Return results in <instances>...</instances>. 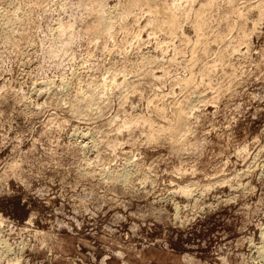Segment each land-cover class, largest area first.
I'll list each match as a JSON object with an SVG mask.
<instances>
[{
  "label": "rangeland",
  "instance_id": "374dc122",
  "mask_svg": "<svg viewBox=\"0 0 264 264\" xmlns=\"http://www.w3.org/2000/svg\"><path fill=\"white\" fill-rule=\"evenodd\" d=\"M129 1L0 0V264H264V0Z\"/></svg>",
  "mask_w": 264,
  "mask_h": 264
},
{
  "label": "bare ground",
  "instance_id": "6f19581e",
  "mask_svg": "<svg viewBox=\"0 0 264 264\" xmlns=\"http://www.w3.org/2000/svg\"><path fill=\"white\" fill-rule=\"evenodd\" d=\"M187 1H188V0H187ZM190 1H191V0H190ZM129 2H131L132 4L134 3L133 6H134V5H137L138 7H140L139 4H140V5H141V3H142V5H144V4H146V3L149 4L148 2H151V0H130ZM209 2H210V1H209ZM263 2H264V1H263ZM88 3H89V4H88V7H87V8H88L89 12L91 11V12H94V13H97V14H98V16L96 15V16H97V19H96V17H95V19H94V20L97 21V24L95 23V24L93 25L94 27H95V25H96V27L94 28V30H97L99 34L107 33V31L109 32V29L111 28L110 26L112 25V24H111V21H110V17H109V15H110L109 13H111V12L106 13V14H108V16H105V14H103V13H102L103 15H101V12H100V11H101V8H102V0H89ZM143 3H144V4H143ZM153 4H154L155 6H158V7L160 6V5H159L160 3L157 4V5H156V3H153ZM163 4H164V3H163ZM263 4H264V3H263ZM263 4H262V6H263ZM142 5H141V6H142ZM149 5H152V3L149 4ZM154 5H153V8H152V7H149V9H150V8L153 9V10H150V11H152V12H153V11L155 12V11H156V8H157V7L155 8ZM172 5L175 6V5H177V4H175V2H174ZM145 6H146V5H145ZM145 6H144V7H145ZM166 6H167V5H166ZM168 6H170V5H168ZM173 6H172V7H173ZM206 6H208V5H206ZM161 7H162V6H161ZM163 7L165 8V6H163ZM170 7H171V6H170ZM170 7H169V8H170ZM141 8L143 9V7H141ZM141 8H139V9H141ZM154 8H155V10H154ZM167 8H168V7H167ZM167 8H166V10H167ZM174 8L176 9L177 6H175ZM174 8H170V9H171V10H172V9L174 10ZM202 8H203V7H202ZM142 9H141V10H142ZM159 9H160V7H159ZM170 9H168V10H170ZM177 9H178V8H177ZM258 9L261 10V8H258ZM143 10H144V9H143ZM160 10H161V9H160ZM166 10H163L164 13L167 12ZM173 10H172V11H173ZM108 11H109V10H108ZM146 11H148V10H146ZM146 11H145V12H146ZM150 11H149V12H150ZM165 11H166V12H165ZM149 12H147V13H149ZM154 12H153V13H154ZM157 12H158V11H157ZM161 12H162V10L160 11V13H159V12H158V13L161 15ZM169 12H170V11H169ZM173 12H175V11H173ZM173 12H171V15H172ZM94 13H93V14H94ZM155 13H156V12H155ZM155 13H154V14H155ZM88 14H89V13H88ZM174 14L176 15V13H174ZM197 14H198V12H197ZM91 15H92V14H91ZM150 15H151V14H150ZM157 15H158V14H157ZM163 15H164V14H163ZM166 15L168 16L167 13H166ZM166 15H165V16H166ZM158 16H159V15H158ZM172 16H173V15H172ZM172 16H170L169 18H167V19H168V24H167L168 26H173V23H174L175 20H173V17H174V16H173V17H172ZM196 16H197V15H196ZM236 16H237L239 19H240V17H241V15H240V17H239L237 13H236ZM92 17H94V16H92ZM156 17H157V16H156ZM159 17H160V16H159ZM159 17H158V18H159ZM149 18H151V17H149ZM164 18H165V17H164ZM92 19H93V18H92ZM159 19H160V18H159ZM159 19H158V21H159ZM161 19H162V18H161ZM161 19H160V20H161ZM175 19H177V16H176ZM149 20H151V19H149ZM154 20H155V18H154L153 20H151V21H148V22L152 23V22H154ZM199 20L201 21V20H203V19L198 18V21H199ZM96 21H95V22H96ZM155 21H157V20H155ZM162 21H165V19H163ZM162 21H160V22H162ZM176 21H177V20H176ZM160 22H158V23L156 22V23L159 24V26H160V28H161V23H160ZM177 22H178V21H177ZM201 22H202V21H201ZM201 22H198V23H201ZM93 23H94V22H93ZM150 23H148V24H150ZM162 23H163V22H162ZM174 24H175V23H174ZM177 24H178V23H177ZM201 24H203V23H201ZM204 24H206V23H204ZM204 24H203V25H204ZM91 25H92V23H91ZM167 25H166V26H167ZM88 26L90 27V25H88ZM93 26H92V27H93ZM162 26H164V24H163ZM86 27H87V26H86ZM175 27H177V29H178V25L175 26ZM175 27H174V28H175ZM154 28H155V27H154ZM85 29H87V28H85ZM90 29H93V28L90 27ZM90 29H89V30H86V32L89 33L88 31H90ZM157 29H158V28H157ZM164 29H165V28H164ZM164 29H163V31H164ZM167 29L169 30L170 28H167ZM177 29H175V31H176ZM63 30L67 31L66 29H63ZM63 30H62V31H61V30H58V31H59V32L61 31V33H62V32H65V31H63ZM172 30H173V29H172ZM92 31H93V30H92ZM165 31H166V30H165ZM175 31H174V33H175ZM101 32H102V33H101ZM170 32H171V31H170ZM172 32H173V31H172ZM172 32H171V33H172ZM90 33H91V31H90ZM166 33H167V32H166ZM62 34H64V35L66 34V35H67V33H62ZM62 34H61V35H62ZM168 34H169V32H168ZM172 34H173V33H172ZM66 35H65V36H66ZM95 35H97V34H95ZM137 36H138V35H137ZM241 39H242V38H241ZM241 102H242V101H241ZM244 105H245V104H244ZM246 107H247V106H246ZM239 108H240V107H239ZM242 108H243V107H242ZM248 108H249V107H248ZM234 110H235V108H234ZM240 110H241V109H240ZM244 110H245V109H244ZM235 111H236V110H235ZM237 111H238V110H237ZM180 112H181V111H180ZM230 112H231V111H230ZM243 112H244V111H243ZM231 113H232V112H231ZM241 113H242V112H240V114H241ZM179 114H180V113H179ZM179 114H177V116H178L177 118L180 117ZM182 114H183V113H182ZM223 114H224V113H223ZM223 114H221V115L223 116ZM237 114H238V113H237ZM242 114H243V113H242ZM180 115H181V114H180ZM216 115H217V114H216ZM185 116H186V114H185ZM185 116H184V117H185ZM217 116H218V115H217ZM217 116H216V117H217ZM240 116H241V115H240ZM214 117H215V116H214ZM186 118H187V117H186ZM179 119L182 120V118H179ZM177 120H178V119H177ZM216 120H217V119H216ZM231 120H233V116H232V119H231ZM236 120H237V118H236ZM239 121H240V120H239ZM177 122H178V121H177ZM177 122H176V124L178 125V127H180V125H179L180 123H179V122H182V121L179 120V122H178V123H177ZM226 122H228V120H227ZM234 122H235V120H234ZM210 123H211V122H210ZM212 123L214 124L215 122H212ZM144 124H145V123H144ZM124 125H125V124H124ZM208 125H209V123H208ZM208 125H207V126H208ZM125 126H126V125H125ZM174 126H176V125H174ZM226 126H228V125H226ZM226 126H225V127H226ZM169 127H170V126H169ZM205 127H206V126H205ZM167 128H168V127H167ZM170 128H171V127H170ZM170 128H169V129H170ZM173 128H174V127H173ZM173 128H172L171 130H173ZM176 128H177V127H176ZM182 128H183V126H182ZM213 128H214V127H213ZM178 129H179V128H178ZM178 129H176V131H178ZM214 130H215V129H214ZM173 132H174V131H173ZM205 132H207V130H206ZM205 132H204V133H205ZM208 132H209V131H208ZM208 132H207V133H208ZM210 132H211V131H210ZM177 133H180V132H177ZM194 133H195V132H194ZM196 133H197V132H196ZM201 133H203V132H201ZM229 133H230V132H229ZM175 134H176V133H175ZM189 134H191V133H189ZM147 135H148V133H147ZM150 135H151V134H150ZM171 135H172V134H171ZM195 135H196V134H195ZM195 135H194V136H195ZM191 136H192V134H191L189 137H191ZM156 137H157V136H156ZM227 137H228V135H227ZM227 137H226V138H227ZM180 138H181V137H180ZM192 138H193V136H192ZM198 138H199V137H198ZM203 138H204V137H203ZM177 139H178V138H177ZM184 139H185V138H184ZM204 139H206V137H205ZM204 139H203V140H204ZM227 139H229V138H227ZM227 139H226V140H227ZM181 140H183V139H181ZM192 140H193V139H192ZM192 140H191V141H192ZM197 140L200 141V139H197ZM151 141H152V140H151ZM153 141H154V137H153ZM201 141H202V140H201ZM204 141H205V140H204ZM206 141H208V140H206ZM206 141H205V142H206ZM209 141H210V140H209ZM147 142L149 143V141H147ZM184 142H185V141H184ZM202 142H203V141H202ZM148 143H147V144H148ZM150 143H152V142H150ZM177 143H178V142H177ZM179 143H180V142H179ZM181 143H182V142H181ZM206 143H207V142H206ZM208 143H209V142H208ZM213 143H214V142H213ZM191 144H193V143H191ZM199 144H200V143H199ZM199 144H198V146H199ZM211 144H212V143H211ZM227 144H228V143H227ZM84 145H85V144H84ZM148 145H149V144H148ZM177 145H178V144H177ZM182 145H183V143H182ZM186 145H187V144H186ZM193 145H194V144H193ZM153 146H154V144H153ZM188 146H189V144H188ZM191 146H192V145H191ZM191 146H190V149H191ZM201 146H202V145H200V147H201ZM209 146H210V145H209ZM244 146H245V145H244ZM244 146H242V147L240 146V147H238V148H245ZM116 147H117V146H116ZM175 147H176V146H175ZM200 147H199V148H200ZM212 147H213V146H212ZM216 147H217V146H216ZM113 148H114V147H113ZM185 148H186V147H185ZM204 148H205V147H204V145H203V150H204ZM174 149H176V148H174ZM177 149H178V148H177ZM186 149H187V148H186ZM193 149H194V148H193ZM195 149H196V147H195ZM195 149H194V150H195ZM200 150H201V149H200ZM200 150H199V151H200ZM223 150H224V149H223ZM225 150H226V149H225ZM240 150H241V149H240ZM240 150H238V151H240ZM172 151H173V150H172ZM206 151H207V150H206ZM236 151H237V150H236ZM262 151H263V150H262ZM113 152H115V150H114ZM179 152H180V151H179ZM191 152H193L192 149H191ZM196 152H197V151H196ZM234 152H235V151H234ZM240 152H241V151H240ZM240 152H238V153H240ZM244 152H245V151H244ZM188 153H189V152H188ZM194 153H195V152H193V154H194ZM232 153H233V152H232ZM245 153H246V152H245ZM256 153H257V152H256ZM258 153H259V149H258ZM260 153H261V151H260ZM171 154H172V153H171ZM206 154H207V153H206ZM233 154H235V153H233ZM242 154H243V153H242ZM202 155H203V153H202ZM219 155H220V154H219ZM206 156H208V154H207ZM217 156H218V155H217ZM226 156H227V155H226ZM245 156H246V154H245ZM245 156H243V157H245ZM255 156H256V155H255ZM198 157H200V155H199ZM202 157H203V156H202ZM239 157H240V156H239ZM243 157H242V158H243ZM229 158H230V156H229ZM201 159H203V158H201ZM220 159H221V158H220ZM220 159H219V160H220ZM219 160H218V162H219ZM251 160H252V159H251ZM253 160H255V159H253ZM220 161H221V160H220ZM225 162H226V161H225ZM225 162H224V168H225V165H226ZM251 162H252V161H251ZM221 163H222V162H221ZM226 163H227V162H226ZM252 163H253V162H252ZM252 163H251V164H252ZM128 164H129V163H128ZM197 164H198V162H197ZM215 164H216V163H215ZM215 164H214V165H215ZM253 164H254V163H253ZM183 165H184V164H183ZM126 166H127V165H126ZM126 166H125V168H126ZM191 166H192V169H193V164H192ZM210 166H211V165H210ZM226 166H227V165H226ZM245 166H246L247 169H249V168L247 167L248 165H245ZM245 166H244V168H245ZM250 166H252V165H249V167H250ZM261 166H262V165H261ZM177 167H178V165H177ZM187 167H188V166H187ZM214 167H215V166H214ZM217 167H218V166H217ZM262 167H263V166H262ZM125 168H124V170L127 169V168H126V169H125ZM178 168L180 169V167H178ZM178 168H177V169H178ZM194 169H196V168H194ZM205 169H206V168H205ZM263 169H264V168H263ZM175 170H176V169H175ZM180 170H181V169H180ZM182 170H183V169H182ZM220 170L222 171V168H221ZM225 170H226V169H225ZM244 170H246V169H244ZM105 171H106V169H105ZM126 171L129 172L128 169H127ZM126 171H125V172H126ZM177 171H178V170H177ZM189 171H190V170H189ZM197 171H198V170H197ZM212 171H213V170H212ZM242 171H243V170H242ZM103 172H104V171H103ZM123 172H124V171H123ZM123 172H122V173L120 172V175L123 174ZM191 172H194V171L192 170ZM199 172H200V170H199ZM240 172H241V171H240ZM240 172H239V173H240ZM184 173H185V171H184ZM196 173H197V172H195V174H196ZM239 173H238V174H239ZM124 174H125V173H124ZM181 174H183V172H182ZM190 174H191V173H190ZM192 174H193V173H192ZM200 174H202V173H200ZM217 174H218V173H217ZM219 174H220V173H219ZM227 174H228V173H227ZM233 174H234V173H233ZM240 174H242V173H240ZM105 175H106V174H105ZM118 175H119V174H118ZM127 175H128V174H127ZM185 175H187V174H185ZM185 175H184V176H185ZM193 175H194V174H193ZM193 175H192V177H193ZM202 175H203V174H202ZM209 175H211V174H209ZM212 175H214V174H212ZM223 175H224V174H223ZM244 175H245V173H244ZM244 175H243V176H244ZM115 176L118 178V176H117L116 174H115ZM124 176H125V175H124ZM124 176H123V177H124ZM194 176H195V175H194ZM221 176H222V173H221ZM239 176H240V175H239ZM239 176H238V177H239ZM119 177H122V176H119ZM125 177H126V176H125ZM125 177H124V178H125ZM127 177H128V176H127ZM207 177H208V176H207ZM212 177H213V176H212ZM216 177H217V176H215V178H216ZM228 177H229V176H228ZM234 177L236 178V176H234ZM234 177H232V175H231V177L229 178V181H230L231 178H234ZM240 177H241V176H240ZM128 178H129V177H128ZM203 178H204V177H203ZM242 178H243V177H241V179H242ZM121 179H122V181H125V180H123V178H121ZM126 179H127V178H126ZM186 179H187V178H186ZM198 179H200V178H198ZM210 179L213 180L214 178H213V179L210 178ZM237 179H238V178H237ZM224 180H225V179H224ZM224 180H221V184H223L222 181L224 182ZM227 180H228V179H227ZM227 180H226V181H227ZM234 180H235V179H234ZM238 180H240V179H238ZM238 180H237V181H238ZM119 181L121 182L120 178H119ZM181 181H182V180H181ZM189 181H191V180H189ZM199 181H200V180H199ZM207 181H208V180H207ZM219 181H220V180H219ZM232 181H233V180H232ZM186 182H187V181H186ZM186 182H185V183H186ZM196 182H198V180L195 181V183H196ZM214 182H215V181H214ZM227 182H228V181H227ZM187 183H188V182H187ZM190 183L192 184L193 182H190ZM190 183H189V184H190ZM201 183H202V182H201ZM207 183H208V182H207ZM216 183H217V181H216ZM233 183H234V182H233ZM191 184H190V185H191ZM197 184H198V183H197ZM209 184H210V183H209ZM211 184H212V183H211ZM221 184H220V186H221ZM224 184H225V182H224ZM229 184H230V183H229ZM241 184H245V183H241ZM122 185H125V184L123 183ZM183 185H184V184H183ZM183 185H182V186H183ZM185 185H186V184H185ZM190 185H189V186H190ZM194 185H195V184H194ZM198 185H199V184H198ZM201 185H202V184H201ZM214 185H216V184H214ZM218 185H219V184H217V186H218ZM226 185H228V183H226ZM230 185H231V184H230ZM187 186H188V185H187ZM191 186H192V185H191ZM196 186H197V185H196ZM204 186H205V185H204ZM212 186H213V185H212ZM222 186H223V185H222ZM224 186H225V185H224ZM238 186H239V185H238ZM240 186H241V185H240ZM244 186H245V185H244ZM177 187H179V186H177ZM209 187H210V186H209ZM228 187H229V185H228ZM184 188L186 189V187H184ZM193 188H194V187H193ZM207 188H208V187H207ZM210 188H211V187H210ZM231 188H232V187H231ZM234 188H235V187H234ZM236 188H237V187H236ZM241 188H242V187H241ZM245 188H246V187H245ZM176 189H177V188H176ZM190 189H191V188H190ZM203 189H205V188H203ZM181 190H182V189H181ZM188 190H189V188H188ZM195 190H196V188H195ZM195 190H194V191H195ZM199 190H202V188H201V189H197V191H199ZM234 190H236V189H234ZM242 190H243V189H242ZM202 191H203V190H202ZM190 192H191V190H190ZM190 192H189V194H191ZM195 192H196V191H195ZM182 193L185 194V196H186V194H188V191H187V190H182ZM180 194H181V193H180ZM181 195H182V194H181ZM191 195H192V194H191ZM193 195H194V194H193ZM198 195H199V194H198ZM199 196H200V195H199ZM188 198H189V197H188ZM186 199H187V198H186ZM191 199H192V197H191ZM194 199L197 200V198H193L192 200H194ZM198 199H199V198H198ZM196 200H194L193 202H195ZM175 209H176V208H175ZM177 210H178V209H177ZM263 236H264V235H263ZM1 243H3V242H1ZM3 246H4V245H3ZM0 247H1L0 249H2V246H0ZM3 250H6V249L3 248ZM0 251H1V250H0ZM6 252H7V251H6ZM6 254H7V253H6ZM6 254H5V255H6ZM4 257H5V256H4Z\"/></svg>",
  "mask_w": 264,
  "mask_h": 264
}]
</instances>
